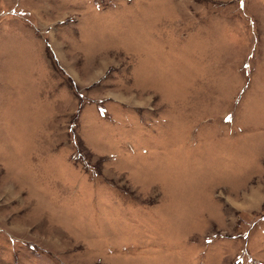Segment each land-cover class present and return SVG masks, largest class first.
<instances>
[{
  "label": "rangeland",
  "instance_id": "1",
  "mask_svg": "<svg viewBox=\"0 0 264 264\" xmlns=\"http://www.w3.org/2000/svg\"><path fill=\"white\" fill-rule=\"evenodd\" d=\"M0 264H264V0H0Z\"/></svg>",
  "mask_w": 264,
  "mask_h": 264
}]
</instances>
